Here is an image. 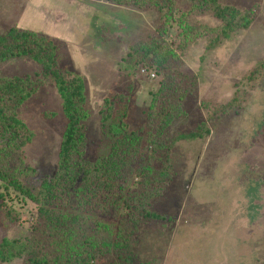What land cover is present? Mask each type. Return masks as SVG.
<instances>
[{
    "label": "rangeland",
    "instance_id": "374dc122",
    "mask_svg": "<svg viewBox=\"0 0 264 264\" xmlns=\"http://www.w3.org/2000/svg\"><path fill=\"white\" fill-rule=\"evenodd\" d=\"M216 5L232 11L218 18ZM14 28L54 40L62 75L84 79L82 158L106 162L113 179L95 193L108 187L112 202L149 176L136 198L161 191L149 209L160 220L134 226L123 218L100 235L130 237L133 255L122 262L104 248L99 264H264V0H0V38ZM15 77L35 88L17 111L32 137L16 149L0 132V243L29 241L39 225L52 239L51 256L94 233L91 220L115 223L121 209L83 203L91 215L68 230L42 225L35 198L57 175L67 120L39 65L27 57L0 62V78ZM156 105L171 113L163 123L149 115ZM123 108L127 119L102 125ZM202 123V139L173 144ZM108 128L119 130L116 138ZM80 203L71 189L68 204L53 209Z\"/></svg>",
    "mask_w": 264,
    "mask_h": 264
},
{
    "label": "trees",
    "instance_id": "16d2710c",
    "mask_svg": "<svg viewBox=\"0 0 264 264\" xmlns=\"http://www.w3.org/2000/svg\"><path fill=\"white\" fill-rule=\"evenodd\" d=\"M212 3H216V0H212ZM229 11L232 10L228 8L221 9L216 5L215 15L218 18H225L226 12ZM224 35H229V33ZM22 57L31 59L41 67L44 75L53 79L58 96L61 99L63 114L67 120L59 149L57 175L51 182H45L41 185L38 190V197L35 198V201L40 204L39 214L43 218L42 225L53 226L55 230L58 228L68 230L69 224L76 223L78 219L84 218V215L90 214L92 211L86 212L83 210L84 204L98 205L102 211H105L108 209L107 204L109 203V207L120 208L121 211L118 214L120 217L113 224H107L99 219L91 220V231L94 233L82 234L83 239L79 241L76 247L69 248L66 246L61 250L58 249L51 256L45 254V247L49 248L50 245L51 249L52 239L47 237L45 234L46 230H42L41 226L36 225V234L29 241L22 243L19 240H2L0 243V263L7 264L23 258L27 264H99L97 259L99 256L96 251H105L104 248L114 249L111 251L116 255H122V258H120L122 262H127L130 256L133 255L131 253L130 237L119 238L116 236L112 240L108 238L107 241L100 242L98 241L100 235L103 234L102 236H104L107 234L111 226H114L115 229L119 228L124 219L133 222L134 226H137L140 222L160 220L161 218L149 209L151 200L157 198L161 191H152L148 195L150 197L141 195L142 198H136L133 190L140 186L138 184L154 181L153 176H149V180H141L136 183V187L133 186L127 191L125 188L120 190V194H117V197L112 202L113 196L107 198L108 187L106 192L102 193V196L96 194L95 191L97 187L100 189V184L110 182L113 179L110 177L111 173L108 176L105 175L110 170L106 162L103 161V165L100 162L88 165L82 158L85 137L83 122L88 117L84 109L86 97L83 77L76 73H71L70 78H65L62 75V71L58 66L57 46L54 40L39 37L33 32L17 28L10 29L5 37L0 38V62ZM34 91L35 88L29 78H0V132L7 135L8 141L14 143L16 149L25 146L32 137L26 126L18 120L17 111L32 96ZM105 103L110 106L113 103V99L107 98ZM156 103L158 102L156 101ZM124 108L122 111L117 110L111 115L108 114L102 117V125L105 127V124L110 119H127L128 113ZM170 110L176 111L177 106H172ZM165 111H163L161 105H156L150 110L149 115L151 116L152 113H155L156 117L161 118L160 121L162 120L163 123L171 115L168 110ZM204 126L205 124L202 123L196 130L177 136L173 144L183 140L195 141L202 139L204 133H208V130H202ZM108 129L106 134L116 138L115 135L119 130ZM157 131L160 133L161 130ZM147 134H149V131ZM123 138L126 137L123 136ZM124 160H126V157ZM149 174L150 167H144L143 175ZM2 177L3 175L0 174V178ZM111 184L113 186L114 183ZM84 188L90 194L86 193L81 200ZM71 189H73L77 201H81L78 207L77 205L72 206L67 212L62 209H53V206L57 205V201L62 206L68 204L69 190ZM98 197L101 200L100 202ZM87 230L88 228L86 227L82 228V231ZM95 244H97L96 247Z\"/></svg>",
    "mask_w": 264,
    "mask_h": 264
},
{
    "label": "built area",
    "instance_id": "2783aa9c",
    "mask_svg": "<svg viewBox=\"0 0 264 264\" xmlns=\"http://www.w3.org/2000/svg\"><path fill=\"white\" fill-rule=\"evenodd\" d=\"M152 77H154V75H152Z\"/></svg>",
    "mask_w": 264,
    "mask_h": 264
}]
</instances>
